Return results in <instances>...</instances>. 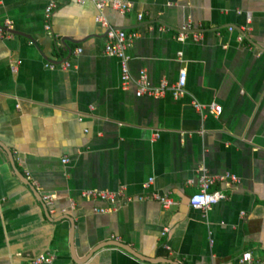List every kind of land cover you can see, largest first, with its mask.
Masks as SVG:
<instances>
[{
    "label": "crops",
    "instance_id": "crops-1",
    "mask_svg": "<svg viewBox=\"0 0 264 264\" xmlns=\"http://www.w3.org/2000/svg\"><path fill=\"white\" fill-rule=\"evenodd\" d=\"M80 1L0 3V27L11 24L0 34V264H239L247 252L264 264V0L105 9L111 26L134 36L128 88L119 60L104 53L103 0ZM142 71L153 87L185 71L184 96L137 97ZM202 169L240 181L218 182L225 200L207 213L189 203ZM149 178L175 207L146 200L101 214L109 204L82 197L147 196Z\"/></svg>",
    "mask_w": 264,
    "mask_h": 264
},
{
    "label": "built area",
    "instance_id": "built-area-1",
    "mask_svg": "<svg viewBox=\"0 0 264 264\" xmlns=\"http://www.w3.org/2000/svg\"><path fill=\"white\" fill-rule=\"evenodd\" d=\"M2 0H0L1 3ZM81 4H84V1H80ZM96 7L100 12L96 17V22L100 24L102 27L106 29V44L104 47L105 55L117 58L121 65V80L122 86L124 88H128V86L132 83V76L130 72L129 62L130 57L128 55V50L131 45V41L133 39V35L129 36L124 30L117 29L111 26L102 15V12L107 9H113L114 11L119 12L120 14H126L131 11V5L122 0H103L97 1ZM56 8L55 3H51L45 13L46 25L45 29L50 34L51 33V24L50 19L53 14L54 9ZM143 15H139V20H142ZM248 23H251V15H248ZM11 27L9 21H6L4 27H0V34H3L4 31ZM188 26H185L181 33L177 36V39L180 42H184L187 39V30ZM230 31H233V28H230ZM200 38L199 35H194L193 39L198 41ZM242 40L243 37H240ZM78 54L82 53V50L79 49L77 51ZM182 56V53H180ZM20 64V62H18ZM71 66L70 63L66 62L61 65L62 69H69ZM46 68L50 70H54L56 67L52 64H47ZM15 69V67H14ZM137 97L147 96L152 99H163L167 96H172L175 99H179L184 96L186 85H187V73L185 71H181L179 75V79L175 84L170 85L167 81H163L158 87H153L150 85L148 81V77L145 71L141 72L139 79L137 80ZM194 107L199 113H203L205 110V105L199 104L196 101L194 102ZM211 112L219 116L221 114L222 108L220 106L212 105L210 106ZM79 121H82L80 119ZM63 163H68L67 159L63 160ZM29 177V174L27 175ZM231 181L232 183H240L239 179L227 173L222 176H212L205 169H202V173L200 175V184L199 190L197 193L191 196L189 203L191 208L195 210H199L203 213H207L212 207L218 205L221 201L225 200V196L219 190H213V187L218 182H226ZM154 185V178H149L144 184V190L148 192L151 191L147 196H139L137 198H133L127 196L124 192V189H120L119 191H100V190H89L84 191L82 193V197L85 200L89 201H101L109 204L107 208H96L95 213H107L109 211H116L125 205H128L133 202H144L146 200L158 202L164 210H170L176 206V201L169 193H160L158 191L152 190ZM48 205L53 204V199L51 196H46L44 198ZM168 231V229L164 230L163 235ZM51 261L50 258H46L41 256L34 263H49ZM253 262V256L250 252L244 253L239 260V264H251ZM264 262V258H263Z\"/></svg>",
    "mask_w": 264,
    "mask_h": 264
}]
</instances>
